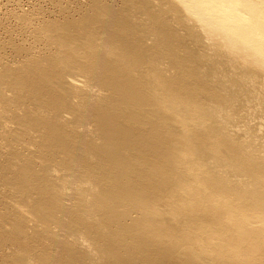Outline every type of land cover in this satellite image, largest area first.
<instances>
[{
    "label": "bare ground",
    "instance_id": "bare-ground-1",
    "mask_svg": "<svg viewBox=\"0 0 264 264\" xmlns=\"http://www.w3.org/2000/svg\"><path fill=\"white\" fill-rule=\"evenodd\" d=\"M122 1L0 65L3 264H264V0Z\"/></svg>",
    "mask_w": 264,
    "mask_h": 264
},
{
    "label": "rangeland",
    "instance_id": "rangeland-1",
    "mask_svg": "<svg viewBox=\"0 0 264 264\" xmlns=\"http://www.w3.org/2000/svg\"><path fill=\"white\" fill-rule=\"evenodd\" d=\"M106 5V10H104V6ZM122 6V0H0V65L1 63L4 64V62L15 65L26 60L27 57L31 55L40 58L39 60H44L54 54L62 55V53L65 52H62L60 43H70L75 36V31L72 26H70V23L81 20H96L102 15L100 13H109L111 15L119 13L116 19L124 23L125 19L123 18L126 12L122 13ZM56 19L61 20L60 22L68 23L66 27L68 34L64 35L62 32H52L48 30V27L47 29L45 28L46 23H52ZM87 31V29L82 28L79 32ZM50 35H52V37H50ZM118 38L121 39L122 37L118 36ZM103 42L104 40L99 41V49L104 46ZM126 67L127 73L118 74L116 78H114L113 75H106L107 79L111 80L112 83L120 88L126 89L129 84L125 80V77L130 75L136 76V68L133 66L132 62L121 67V69L123 70ZM98 69L99 67L95 65L94 71ZM141 72H144V69H141L140 73ZM109 74H112V71H110ZM147 79L149 82L148 77ZM106 90L107 89H104L103 91L106 92ZM47 94L51 95L52 93L42 92L40 96L43 98ZM59 95L60 94H57V98H59ZM94 104L95 100L92 103H87L86 107L92 109ZM120 109L124 112L127 111L123 105L120 106ZM103 113H106V111H96L94 113L96 118H93L92 121H94L95 125L99 124L97 117L103 115ZM49 151L51 150L49 149ZM42 160L47 159L44 158ZM0 219L4 224H8V217L0 216ZM32 220H34V218L31 220L28 219L26 223ZM9 247L3 248L5 251L2 249L3 251H0L2 252L0 256H3L4 258L2 259L4 260L9 258L8 260L10 261L11 258L6 253L8 252L7 250L11 249L13 246L10 245ZM255 256H258V254H255ZM2 259L0 258V261H2L0 264H3L4 260ZM261 261H264V257L261 258ZM252 263L254 262L252 261ZM256 263L257 262H255V264Z\"/></svg>",
    "mask_w": 264,
    "mask_h": 264
}]
</instances>
